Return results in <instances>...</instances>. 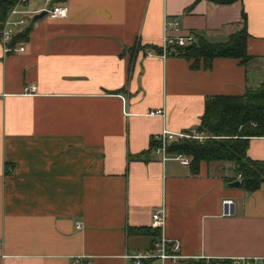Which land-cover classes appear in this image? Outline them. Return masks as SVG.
<instances>
[{"label": "crops", "instance_id": "0c3cea01", "mask_svg": "<svg viewBox=\"0 0 264 264\" xmlns=\"http://www.w3.org/2000/svg\"><path fill=\"white\" fill-rule=\"evenodd\" d=\"M62 2L65 18H32L16 43L25 51L0 43V264H132L125 254L153 248L156 210L183 257L164 264L264 258V183L231 186V162L201 161L192 174L154 149L135 158L162 130L197 133L208 96L264 82V0ZM172 21L212 43L245 25L254 58L193 69L178 55L146 56ZM246 153L264 160V137Z\"/></svg>", "mask_w": 264, "mask_h": 264}, {"label": "trees", "instance_id": "16d2710c", "mask_svg": "<svg viewBox=\"0 0 264 264\" xmlns=\"http://www.w3.org/2000/svg\"><path fill=\"white\" fill-rule=\"evenodd\" d=\"M209 1L226 4L236 0ZM16 2L17 0H0V30ZM29 33L30 28L18 33L13 38L11 46L27 40ZM247 39L248 33L244 25L240 30L230 34L225 42L212 43L203 36L196 35L194 43L174 49L176 55L189 61L193 69L199 68L200 64L207 69L215 58H234L246 67L254 58L248 53ZM139 48L138 45L137 49ZM153 49L160 52L158 46H154ZM196 131L203 136L202 140L192 137L177 139L169 142L166 147L170 155L180 154L190 158L189 167L192 174L198 172L201 161L231 162L234 166L235 180L239 181L240 188L255 191L264 183V160H253L246 153L252 137H264V82L257 87L246 88L239 95L208 96ZM157 144L158 142L152 139L149 150L137 154L135 158H147L149 151ZM153 230L156 239L160 231ZM149 263L146 261L144 264ZM191 263L234 264V260L202 258Z\"/></svg>", "mask_w": 264, "mask_h": 264}, {"label": "built area", "instance_id": "2783aa9c", "mask_svg": "<svg viewBox=\"0 0 264 264\" xmlns=\"http://www.w3.org/2000/svg\"><path fill=\"white\" fill-rule=\"evenodd\" d=\"M38 3L40 4L38 5ZM41 12H45V16L50 19H63L68 15V6L61 0H17L10 9L0 30V43L4 53L25 51L24 45L17 44L11 46V42L18 33L28 27L32 18ZM163 31L164 35L160 46V52L146 50V56H158L164 59L168 56L177 54L174 47L186 46L196 41V36L193 33L182 32L180 24L177 21L164 23ZM171 31H173V34L169 33ZM29 89L35 91L36 87L30 86ZM149 114L163 115V110H153L150 111ZM189 137L197 138L199 140L203 139L202 135L195 132L174 133L162 130L160 134L154 136V140L158 142L154 150L156 153L161 154L163 160H166L169 158V154L166 151L169 142ZM173 157L186 164L190 162V158L185 155L179 154L173 155ZM233 204L234 202L231 199H224L222 201L224 215H230L232 213ZM164 224V211H154L151 216V227L159 230L160 235L155 239L153 248L151 250L139 251L135 254H125L124 259L131 261L132 264H144L146 261L152 262L153 260H159L162 264L167 261L172 263H178L181 261L183 257L179 253L180 244L177 240H168L164 237L162 234ZM76 227H80L79 223H76ZM233 260L234 264H256L257 261L264 264V258H242ZM73 264H77V260L73 262Z\"/></svg>", "mask_w": 264, "mask_h": 264}, {"label": "water", "instance_id": "95a60500", "mask_svg": "<svg viewBox=\"0 0 264 264\" xmlns=\"http://www.w3.org/2000/svg\"><path fill=\"white\" fill-rule=\"evenodd\" d=\"M45 16V12H41L40 14H37L33 17L34 20L40 19ZM231 186H239V181H234L230 184Z\"/></svg>", "mask_w": 264, "mask_h": 264}, {"label": "rangeland", "instance_id": "374dc122", "mask_svg": "<svg viewBox=\"0 0 264 264\" xmlns=\"http://www.w3.org/2000/svg\"><path fill=\"white\" fill-rule=\"evenodd\" d=\"M40 3H38V5H39Z\"/></svg>", "mask_w": 264, "mask_h": 264}]
</instances>
